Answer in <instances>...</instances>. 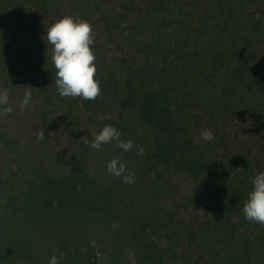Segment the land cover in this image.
<instances>
[{
  "label": "trees",
  "instance_id": "1",
  "mask_svg": "<svg viewBox=\"0 0 264 264\" xmlns=\"http://www.w3.org/2000/svg\"><path fill=\"white\" fill-rule=\"evenodd\" d=\"M0 264H264V0H0Z\"/></svg>",
  "mask_w": 264,
  "mask_h": 264
},
{
  "label": "rangeland",
  "instance_id": "2",
  "mask_svg": "<svg viewBox=\"0 0 264 264\" xmlns=\"http://www.w3.org/2000/svg\"><path fill=\"white\" fill-rule=\"evenodd\" d=\"M197 134H198V138L201 140V138L207 137L209 135V132L206 130H203V131H199Z\"/></svg>",
  "mask_w": 264,
  "mask_h": 264
}]
</instances>
